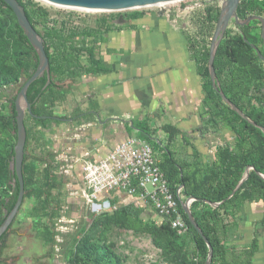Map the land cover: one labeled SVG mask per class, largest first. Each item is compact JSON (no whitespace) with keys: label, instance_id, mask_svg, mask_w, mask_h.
<instances>
[{"label":"trees","instance_id":"1","mask_svg":"<svg viewBox=\"0 0 264 264\" xmlns=\"http://www.w3.org/2000/svg\"><path fill=\"white\" fill-rule=\"evenodd\" d=\"M24 8L25 14L42 36L44 50L48 58L50 81L47 76H38L28 86L26 96L30 104L31 114L26 112L24 125L26 141L22 174L24 182V197L31 193L32 187L38 185V172L33 161L45 163L44 179L47 182L41 189L33 190L35 205L31 214L34 217L48 216V203L51 189L59 180L53 173L57 164L54 153L29 160L27 147L31 142H39V136L30 134V122L38 133L52 126L79 120L80 115L87 112L74 110L67 117L54 114L51 107L64 101L66 92L70 91L84 75L100 74L107 71V66L99 56V47L108 38L96 28L72 25L66 27L54 19L46 20L47 13L42 8L30 9V0H17ZM206 21L199 25V33L211 29L212 2L204 3ZM4 9V10H3ZM239 20L251 15L264 16V0H241L236 9ZM132 19L136 15L131 16ZM41 21H48L42 24ZM259 21L251 20L243 25H236L234 31H227L226 36L218 45L213 61L216 80L219 89L239 109L245 118L239 116L220 97L218 91L212 88L209 71V48H197L195 42L187 36L189 59L197 64V73L202 80L203 99L198 106V114L204 122L213 127H224L234 137V145L220 146L216 149L214 160L204 168L199 165L179 161L166 146L161 147L160 141L154 136L153 130L131 121L128 128L136 131L139 139L148 142L154 152L161 149L162 154L156 157L159 166L167 179L169 189L178 202V209L187 225V232L177 234L168 220L160 224H143L145 230L153 235H161L166 242L163 249L177 251L184 247L186 237L193 244V259L190 263L205 264L209 249L197 230L190 224L183 210V202L192 198L189 209L207 239L212 249L210 264H251L253 254L258 249V239L253 237L248 245L241 248L228 247L226 241L229 231L238 224L236 215L244 208L261 203L259 223L264 226V65L259 58L254 45L264 56V45L260 34L255 30ZM246 39V41L244 40ZM260 44L262 47H260ZM0 101L6 110L0 112V130L3 136L0 143V224L12 209L18 193V181L10 168L13 160L16 139V122L14 99L21 88L19 75L25 79L34 72L38 57L29 43L23 30L19 27L12 10L0 0ZM24 79V80H25ZM20 83L17 92L9 97L3 91ZM258 106V107H256ZM251 120L255 125L251 124ZM167 139H173L180 130L174 127H163ZM45 134V133H44ZM53 173V174H52ZM246 178L238 186L244 175ZM179 190V195L176 191ZM24 199V198H23ZM114 203V202H112ZM125 217H132L127 206L119 209ZM88 226L73 234L66 249L67 264H122V259L108 245L96 239L100 226L91 217ZM105 221H108L107 219ZM80 233H83L80 235ZM7 231L0 237V253L4 246Z\"/></svg>","mask_w":264,"mask_h":264},{"label":"rangeland","instance_id":"2","mask_svg":"<svg viewBox=\"0 0 264 264\" xmlns=\"http://www.w3.org/2000/svg\"><path fill=\"white\" fill-rule=\"evenodd\" d=\"M30 1V9L40 7L45 10L47 13L46 20L54 19L58 24L63 23L66 27L78 24L99 30L102 35L108 38L107 42H105L106 44H101L99 47L98 51L101 59V52L106 51V53H109L111 51V47H107L110 40L109 34L120 32L129 27L135 28L130 21L145 19L146 16L162 18L176 32H183L186 42L188 36L195 42L197 48L201 49L203 46L209 48L222 2V0H176L163 5H150L135 9L86 11L55 5L43 0ZM206 2L214 4L211 9L212 25L210 31L202 34L199 33V25L207 20L204 6ZM159 11H162L161 15L158 13ZM132 15H136V18L132 19ZM41 22L42 24L48 23V21ZM234 30H236L234 22L231 21L224 36H226L227 31ZM259 30L260 25H258L255 32L259 34ZM186 47L188 51V43ZM260 47H262L261 44ZM103 63L108 70L100 74H105L110 70L109 65L104 61ZM95 75L88 74L83 77L89 78L92 82ZM83 77L79 83L84 81ZM198 77L202 91V80L200 76ZM19 79L22 82L25 79V75H19ZM85 83L87 85L91 84L88 80ZM19 84L6 88L3 91L4 95L13 96L17 92ZM93 95L92 87L84 92L73 87L66 92L64 101L53 104L51 109L57 115L69 117L74 110L87 112L89 115H80V119L71 124L62 123L60 127L59 125L52 126L50 135L38 133V129L32 127L30 122L28 123L31 128L30 134H35L40 138L39 142L33 141L27 147L29 160L44 156L49 152L54 153L57 167L53 170V173L56 172L58 175L57 155L60 153V139L62 138L59 130L62 129L63 133L68 135L75 132L78 127L86 125L89 121H94L95 114L99 113V106L95 103ZM3 102L0 101L1 113L6 110ZM262 108L264 109V107ZM134 119L135 122H140L141 125L153 130L154 136L161 143V147L166 146L176 159L189 164L199 165L202 168L214 160L218 147L226 145L232 147L235 142L230 131L221 126L213 127L205 123L204 119H201V125L188 131L180 130V135L177 134L173 139L169 140L162 128L174 126L166 123L169 118L162 111H146L143 115L134 117ZM108 122H111V120H108ZM119 129L130 137H136V131L129 129L125 124L120 128L110 126L108 134L116 136L114 134L115 130L119 132ZM2 139L3 136L0 130V143H2ZM15 141L16 139H11V142L15 143ZM156 154L161 155L162 150H157ZM33 163L38 172V185L32 187L31 193L24 197L18 212L10 224L0 253V264H67L65 252L71 242L72 235L80 232L83 227L88 226L92 216L95 217L96 222L100 226L96 239L108 245L120 256L122 264H180L192 261L193 244L189 237H186L183 248L168 252L163 249V245L166 242L163 236L150 234L144 229V223L150 225L162 222L152 207L144 205L135 199L122 201L120 198H115L101 201L100 206L97 205L92 209L80 199L79 182L77 180L71 182V180L63 179V177L59 178V180L56 179L54 181L56 187L51 189L52 195L48 203V216L34 217L31 214L32 206L35 205L32 197L33 190L41 189L47 182L44 179L45 163L41 160L33 161ZM123 206H127L133 215L132 217H125L119 212V209ZM260 211L261 203H256L253 206L250 205L244 208L236 215L238 224L229 231L226 241L228 247L241 248L248 245L253 237L257 239L260 237L264 245V226L259 223ZM106 219L108 221H105ZM246 221L252 223L248 229V243H246V234L243 230ZM82 234L80 233V235Z\"/></svg>","mask_w":264,"mask_h":264},{"label":"crops","instance_id":"3","mask_svg":"<svg viewBox=\"0 0 264 264\" xmlns=\"http://www.w3.org/2000/svg\"><path fill=\"white\" fill-rule=\"evenodd\" d=\"M130 23L135 28L109 34L107 47H111V51L101 52L102 60L110 70L95 75L92 82L83 77L84 81L74 86L82 92L92 87L99 113L95 114L94 121L78 127L73 133L65 135L60 129V151L74 156L89 152L91 158L104 156L112 147L130 137L120 129L119 132L115 130L116 136H111L109 127L129 126L132 120L135 121L134 117H140L146 111H162L169 118L166 123L179 130L188 131L201 125L198 114L202 100L201 84L195 61L189 59L184 33L176 32L158 17L146 16ZM86 80L92 85H87ZM68 122L66 124L72 123L71 120ZM43 131L50 135L52 127ZM77 172L78 167H75ZM58 176L72 182V178L59 173ZM115 198L133 200L123 194ZM245 224L243 230L248 243V229L252 223L246 221ZM251 264H264V245L260 237Z\"/></svg>","mask_w":264,"mask_h":264},{"label":"built area","instance_id":"4","mask_svg":"<svg viewBox=\"0 0 264 264\" xmlns=\"http://www.w3.org/2000/svg\"><path fill=\"white\" fill-rule=\"evenodd\" d=\"M57 159L58 173L72 181L77 178L79 197L90 208L123 194L152 207L161 221H169L177 234L187 232L156 153L145 140L127 137L97 158H91L89 152L74 156L60 151ZM75 167H78L77 173Z\"/></svg>","mask_w":264,"mask_h":264},{"label":"water","instance_id":"5","mask_svg":"<svg viewBox=\"0 0 264 264\" xmlns=\"http://www.w3.org/2000/svg\"><path fill=\"white\" fill-rule=\"evenodd\" d=\"M13 12L15 15L16 21L19 27L23 30L25 36L27 37L29 43L34 48L37 57L38 64L34 70V72L27 79L23 80V84L21 88L16 93L14 99V110L15 114V122H16V141L14 144V154L13 160L10 164V168L15 173L16 179L18 181V193L16 201L10 210V212L6 215L3 222L0 224V237L6 232L10 224L13 221L16 213L18 212L23 198H24V182H23V174H22V164L24 158V147L26 141V128L24 125V116L25 112L31 114L30 104L27 100L26 92L29 84L36 79L38 76H47V82L50 81V71H49V63L48 58L44 50L43 38L42 36L35 30L32 24L29 22L23 6L17 0H2ZM52 4L64 6L72 9L86 10V11H115L121 9H135L150 5H163L164 3L176 1V0H46ZM241 0H222L221 8L218 15V19L215 24L214 32L211 37V41L209 44V56H208V71L212 84V88L215 91H218L222 100L230 106L233 111H235L239 116L245 118L244 113L239 110L219 89V83L216 80L215 71L213 67V61L216 53V49L220 44L222 38L224 37L225 31L231 21L236 25H243L248 23L251 20H257L260 23V37L264 44V17L261 15H251L244 20H239L236 9ZM160 15L162 11L158 12ZM246 41V39L244 38ZM259 58L264 60V56L260 53L258 48L254 45H251ZM61 120H71V119H62ZM251 124L255 125V123L251 120H248ZM261 130L264 134V128L261 127ZM246 174L241 178L238 183V186L241 182L246 178ZM192 201V198H188L183 202V210L187 214L190 224L197 230V232L202 236L205 240L209 253L205 264H210L212 249L207 239L203 235L201 229L196 224L190 209L189 204Z\"/></svg>","mask_w":264,"mask_h":264},{"label":"bare ground","instance_id":"6","mask_svg":"<svg viewBox=\"0 0 264 264\" xmlns=\"http://www.w3.org/2000/svg\"><path fill=\"white\" fill-rule=\"evenodd\" d=\"M43 1L48 2V1H46V0H43ZM48 3H50V2H48Z\"/></svg>","mask_w":264,"mask_h":264},{"label":"flooded vegetation","instance_id":"7","mask_svg":"<svg viewBox=\"0 0 264 264\" xmlns=\"http://www.w3.org/2000/svg\"><path fill=\"white\" fill-rule=\"evenodd\" d=\"M7 232H8V230H7Z\"/></svg>","mask_w":264,"mask_h":264}]
</instances>
